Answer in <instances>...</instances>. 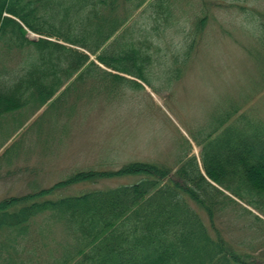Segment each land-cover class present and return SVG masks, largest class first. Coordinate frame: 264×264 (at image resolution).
Masks as SVG:
<instances>
[{"label": "trees", "instance_id": "16d2710c", "mask_svg": "<svg viewBox=\"0 0 264 264\" xmlns=\"http://www.w3.org/2000/svg\"><path fill=\"white\" fill-rule=\"evenodd\" d=\"M128 1H70L73 13L88 7L83 13L97 21L86 29L89 17L65 18L70 9L60 16L57 0H0V116L24 106L35 110L72 78H109L104 85L112 87L146 82L150 44L133 35L127 16L117 15ZM259 28L264 45V20ZM190 53L173 60L186 62ZM232 114L216 128L227 126ZM233 127L228 138L215 135L217 129L194 138L202 145L201 164L190 155L176 169L134 161L114 170H77L50 187L1 198L0 264H253L249 254L212 237L200 214L213 227L217 213L239 204L235 198L264 212V123L238 115ZM125 175L140 177L52 196L73 184Z\"/></svg>", "mask_w": 264, "mask_h": 264}, {"label": "rangeland", "instance_id": "374dc122", "mask_svg": "<svg viewBox=\"0 0 264 264\" xmlns=\"http://www.w3.org/2000/svg\"><path fill=\"white\" fill-rule=\"evenodd\" d=\"M57 1L60 16L74 3ZM137 2L142 4L129 13ZM86 9L77 15L70 9L64 17L81 20L89 17ZM117 15L127 16L133 35L150 44L147 81L112 87L104 85L109 78H72L35 110L24 106L1 115L0 199L50 187L77 170H114L134 161L176 169L190 155L201 164L202 145L194 138L216 130L223 115L233 112L214 132L219 138L234 134L238 115L264 123V45L258 41L264 0H131ZM96 22L89 17L86 29ZM188 49L186 62H174ZM139 177L100 178L52 196L106 190ZM235 200L254 214L230 205L217 213L213 227L200 214L212 237L264 264V223L254 217L264 221V212Z\"/></svg>", "mask_w": 264, "mask_h": 264}]
</instances>
